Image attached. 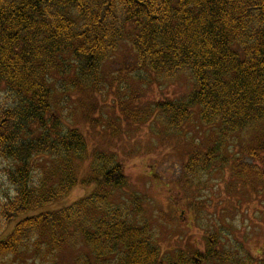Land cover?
<instances>
[{"label":"trees","instance_id":"16d2710c","mask_svg":"<svg viewBox=\"0 0 264 264\" xmlns=\"http://www.w3.org/2000/svg\"><path fill=\"white\" fill-rule=\"evenodd\" d=\"M125 35L141 69L195 78L186 101L157 104L170 126L187 121L193 108L204 123L220 122L222 135L264 120V0H0V158L14 167L7 176L15 190L0 205V226L12 227L0 241V264H60L80 247L84 257L72 264H164L147 227L105 207L127 183L108 158L95 169L99 192L45 212L76 185L75 164L88 152L82 133L60 123L57 91L97 89ZM41 156L61 168L54 187L49 176L34 179ZM210 246L168 264L228 262Z\"/></svg>","mask_w":264,"mask_h":264},{"label":"rangeland","instance_id":"374dc122","mask_svg":"<svg viewBox=\"0 0 264 264\" xmlns=\"http://www.w3.org/2000/svg\"><path fill=\"white\" fill-rule=\"evenodd\" d=\"M124 39L102 66L97 89L84 85L57 91L60 123L82 133L88 152L75 164L76 185L45 212H59L94 196L100 186L96 179L102 177L95 169L105 157L109 167L120 165L127 179L105 207L147 227L161 263L177 262L179 254L205 252L210 244L219 260L229 262L211 264H264V120L222 135L220 122L204 123L200 108H193L187 121L170 126L157 104L186 101L196 87L194 76L184 70L165 75L141 69L131 39ZM191 158L196 163L186 168ZM34 161L35 181L49 176L48 184L56 186L62 171L54 158ZM10 168L0 158V205L7 195H15L7 176ZM11 232L12 227L0 226V241ZM84 251L80 247L66 253L59 263L72 264Z\"/></svg>","mask_w":264,"mask_h":264}]
</instances>
